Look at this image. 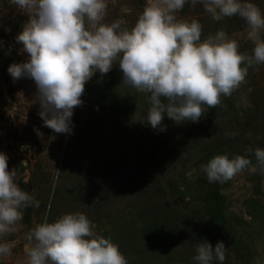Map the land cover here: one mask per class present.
<instances>
[{
	"label": "clouds",
	"instance_id": "1",
	"mask_svg": "<svg viewBox=\"0 0 264 264\" xmlns=\"http://www.w3.org/2000/svg\"><path fill=\"white\" fill-rule=\"evenodd\" d=\"M28 15L16 40L29 54L7 71L13 80L35 82L44 126L71 134L73 109L82 104L85 84L96 71L107 74L118 62L122 83L146 94L143 119L165 131V114L177 124L198 122L245 82L249 68L264 65V12L252 0H146L131 28L124 21L105 23L107 0H10ZM197 4L214 21L239 16L246 23L250 52L224 29L202 36L199 20L178 17L185 4ZM38 136L43 134L37 132ZM235 133H225L233 137ZM255 159V163L249 157ZM0 152V256H10L15 241L3 237L19 230L23 209L39 201L8 170ZM209 182L224 183L244 170L264 175V148L246 147L245 155H216L203 166ZM83 212L45 217L25 233V264H128L119 246L95 232ZM226 247L203 240L195 245L197 264H223ZM259 264V261H257Z\"/></svg>",
	"mask_w": 264,
	"mask_h": 264
},
{
	"label": "rangeland",
	"instance_id": "2",
	"mask_svg": "<svg viewBox=\"0 0 264 264\" xmlns=\"http://www.w3.org/2000/svg\"><path fill=\"white\" fill-rule=\"evenodd\" d=\"M252 2L260 8L264 4V0ZM145 3L146 0H107L104 22L122 20L123 27L131 28ZM178 17L199 20L201 39L222 28L238 40L241 52L251 50L252 45L245 38L246 23L239 16L214 21L202 5L192 7L188 3ZM27 21L28 15L10 0H0V152L8 157V170L15 169L19 186L39 201L38 207L23 209L19 230L3 237L4 241H15V246L10 256H0V264H25V233L45 217L51 218L53 210L57 216L52 220L65 213H87V209L92 208L91 217L99 214L94 223L97 234L111 229L109 216L114 208H121L117 215L127 220L130 206L136 204L139 196L145 195L146 199L156 191V186L162 187L161 174H165L168 167H178L179 174L195 177L202 165L199 157H194L199 142L211 146L226 141L224 152L227 155L232 153V141L225 133H235L233 144L237 147L248 142L255 148H264V65L249 68L245 82L231 95L221 96L223 109H229V102L233 104L228 113L219 114L216 110L212 113L208 109L198 122L180 124L165 114L162 125L166 130L160 131L143 119L149 107L147 96L122 83L123 74L117 62L107 74L96 71L85 84L80 97L82 104L73 109L71 134L54 132L44 126L38 115L41 109L35 82L28 77L14 81L7 71L11 64L29 60V54L16 40ZM238 112L247 126H238L234 119ZM37 132L43 135L38 136ZM90 138L97 143L92 148ZM202 154L199 152L198 156ZM96 175L99 180L100 176L110 178L111 184L113 180L121 182H118L124 188L121 198L111 200L105 196L110 197V191L97 194L92 189H84L87 180ZM221 187L225 212L229 216L242 217L246 201L251 197L264 202V175L259 171L244 170L221 183ZM129 189H138L133 192L138 194L128 195ZM73 192L76 199L71 198ZM94 205L100 206L94 208ZM260 234L256 244L244 250L239 259L226 249V264H257V261L264 264V231ZM111 240L117 243L115 235ZM119 241L127 246L125 238ZM125 254L128 256L129 252ZM126 260L130 264V259Z\"/></svg>",
	"mask_w": 264,
	"mask_h": 264
},
{
	"label": "trees",
	"instance_id": "3",
	"mask_svg": "<svg viewBox=\"0 0 264 264\" xmlns=\"http://www.w3.org/2000/svg\"><path fill=\"white\" fill-rule=\"evenodd\" d=\"M261 7L264 12V4ZM229 105V109H233V104L229 102ZM221 106L222 104L218 108L210 110L212 113L215 110L219 114L222 111L228 113L229 109H223ZM240 111L246 115L245 111L242 109ZM240 118L238 112L234 118L237 120L238 126H247V121L240 120ZM92 139L89 140L91 148L93 145H97ZM228 140L232 141L230 143L232 153L227 154L230 157L245 155L246 147L255 148L248 142H243L241 147H237L236 144H233L236 141L235 136L228 137ZM224 142L217 145L211 144V146H208L206 142L201 144L199 142L195 147L194 157H199L198 160L202 165L194 175L195 177L179 174L178 167H168L166 173L161 174L162 187L156 186V191L149 194L146 199L145 195L139 196L135 200L136 204L130 206L127 220L118 217L117 212L119 210L121 213V208L118 210L114 208V212L109 216L112 218L109 221L111 229H103L98 235L110 239L115 235L117 243H114L119 246L124 257L130 259V264H197L192 259L195 255V245L203 240L209 242L213 247L218 241L223 242L226 249L232 251L233 255L239 259V256L244 254V250L256 244V238H260V232L264 231V202L257 198H249L243 212L245 218L235 214L233 216L226 214L225 196L221 191L223 188L221 183L209 182L203 170V166L214 156L226 155ZM199 152L203 154L198 156ZM249 158L255 163L254 157L250 156ZM95 177L92 180L88 179V185H83V188L92 189L97 194L104 192L106 194L110 191V197L105 195L107 199L121 198L124 193V188L119 184L121 182L113 180L111 184L110 178L103 179L100 176L99 180V176ZM100 188L103 190H99ZM138 189H129L128 195L138 194L133 193ZM71 198H77L74 192ZM180 202H183L184 205H179ZM99 206L94 205L93 207ZM91 211L92 208L87 209V213L85 211L83 213L95 223L99 214L91 217ZM54 216L57 215L53 210L51 218ZM130 216L133 218L128 219ZM51 218L49 221L52 220ZM120 238L126 239L127 246L119 241ZM125 252H129L131 257L125 256ZM225 257L223 264H226L228 260L226 254ZM212 264H220V262L214 260Z\"/></svg>",
	"mask_w": 264,
	"mask_h": 264
}]
</instances>
